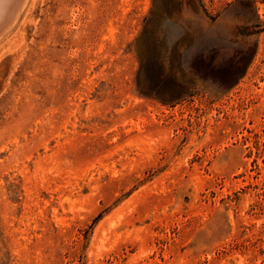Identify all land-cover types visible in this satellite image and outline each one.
<instances>
[{"label":"rangeland","instance_id":"obj_1","mask_svg":"<svg viewBox=\"0 0 264 264\" xmlns=\"http://www.w3.org/2000/svg\"><path fill=\"white\" fill-rule=\"evenodd\" d=\"M23 2L0 264H264V0Z\"/></svg>","mask_w":264,"mask_h":264},{"label":"bare ground","instance_id":"obj_2","mask_svg":"<svg viewBox=\"0 0 264 264\" xmlns=\"http://www.w3.org/2000/svg\"><path fill=\"white\" fill-rule=\"evenodd\" d=\"M23 1L24 0H1V2H0V14L3 13L2 18L4 16H5V18L3 19V21H1L0 28L4 27L8 23V20H6V22H5V19L8 17V15L10 17H12V16H14V14H16L18 8L21 6L22 3H24Z\"/></svg>","mask_w":264,"mask_h":264},{"label":"water","instance_id":"obj_3","mask_svg":"<svg viewBox=\"0 0 264 264\" xmlns=\"http://www.w3.org/2000/svg\"><path fill=\"white\" fill-rule=\"evenodd\" d=\"M1 29V28H0Z\"/></svg>","mask_w":264,"mask_h":264}]
</instances>
